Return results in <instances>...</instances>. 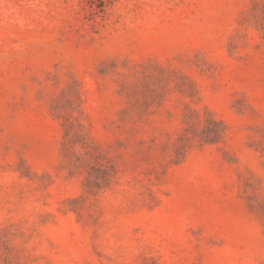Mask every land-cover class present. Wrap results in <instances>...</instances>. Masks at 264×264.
<instances>
[{
	"label": "rangeland",
	"instance_id": "374dc122",
	"mask_svg": "<svg viewBox=\"0 0 264 264\" xmlns=\"http://www.w3.org/2000/svg\"><path fill=\"white\" fill-rule=\"evenodd\" d=\"M0 264H264V0H0Z\"/></svg>",
	"mask_w": 264,
	"mask_h": 264
}]
</instances>
